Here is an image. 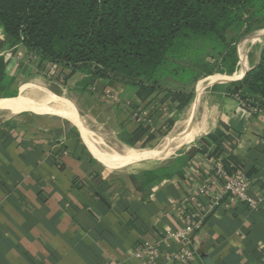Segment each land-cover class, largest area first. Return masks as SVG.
<instances>
[{"label": "crops", "instance_id": "obj_1", "mask_svg": "<svg viewBox=\"0 0 264 264\" xmlns=\"http://www.w3.org/2000/svg\"><path fill=\"white\" fill-rule=\"evenodd\" d=\"M5 58L14 67L3 85L17 97L27 84L18 87L20 77L41 72L35 69L36 58L21 45ZM49 67L62 70L48 64L45 69ZM84 78L76 72L61 88L51 85L53 90H45L64 96L77 114H94L116 136L134 131V115L147 103L158 109L155 117L141 111L150 116L148 135L154 139L175 112L171 103H159L164 90L141 102L125 85L98 80L84 86ZM199 109L192 126L204 132L188 146L182 160L170 164L164 177L104 169L79 130L61 116L0 111V264H148L136 257L139 250L189 226L184 215L207 206L202 196L193 203L182 202L212 175L209 160L213 158L190 151L198 139L214 133L220 122L226 131L218 158L229 172L251 171L250 192L262 196L264 111H247L231 98L223 99L211 112L205 106ZM146 138L136 145L144 144ZM171 244L168 250L162 242L160 246L166 253L180 248L176 241ZM192 250L194 260L187 264H262L264 201L252 211L224 198L196 231Z\"/></svg>", "mask_w": 264, "mask_h": 264}, {"label": "trees", "instance_id": "obj_2", "mask_svg": "<svg viewBox=\"0 0 264 264\" xmlns=\"http://www.w3.org/2000/svg\"><path fill=\"white\" fill-rule=\"evenodd\" d=\"M262 12L264 0H0V92H12L3 85L14 67L5 56L21 45L39 60V66L46 63L67 70L65 81L80 72L85 75L84 86L98 80L117 82L146 102L160 87L158 73L169 69V60L181 59L194 42L220 43L221 65L233 74L237 63L234 44ZM229 30L235 32L230 40ZM260 59L242 80L231 83L235 92L264 99V46ZM164 91L159 103L169 102L175 109L169 130L177 120L175 114L190 105L194 95ZM10 96L15 98L14 93ZM144 110L155 117L158 109L147 103L139 114ZM145 126L136 124L132 133L123 132L118 139L135 146L146 135L144 143H149L154 136L148 135L149 126ZM225 131L220 122L214 133L195 142L190 153L218 158ZM244 172L251 179V171Z\"/></svg>", "mask_w": 264, "mask_h": 264}, {"label": "rangeland", "instance_id": "obj_3", "mask_svg": "<svg viewBox=\"0 0 264 264\" xmlns=\"http://www.w3.org/2000/svg\"><path fill=\"white\" fill-rule=\"evenodd\" d=\"M257 16H258L257 20L253 21L249 25L250 26L249 32L246 34H242L241 39L236 44H234L236 56H237V63L235 65L234 68L235 70L233 74L229 75L227 73L228 67H224L221 65V59L218 54V52L221 50L220 43L210 42V41H198L188 45V48L181 59L176 61L169 60L168 63L166 64L167 66L166 68L169 69H165V72L163 71L161 73H158L159 76H156V78H157V82L160 83L159 86L161 87V89L159 87V89H157V92L162 90H166V91L168 90L173 92L179 91L185 94H191L194 95L193 98V102H194V99L197 96L196 95L197 85L199 82L203 81L202 83L203 90L201 91L200 96L197 97L198 104L196 105L197 112L195 119H198L197 116L200 110L199 107L205 106V109L211 112L212 109L218 106L225 98H231L233 100H236L239 106H241V108L243 109L245 106L249 108V111H257V112L264 111V106H263L264 99L262 96L258 94L251 95V93L246 94L242 90L239 92H235L233 86H231L232 82H237L242 80L246 73L255 69L260 63L261 60L260 58L264 46V12H262L261 14H257ZM226 36L227 39L230 40L235 36V32L229 30ZM35 60H36L35 69L41 72V74L37 73L39 74V76H37L35 75V73H33V75L27 79L26 77L24 78L20 77L21 84H19L18 87H20L21 85L27 82L36 86H40L44 89L50 88L52 90L53 88H51V85H56V88H61V86L64 85L65 83L64 76L68 74L67 70L62 69L60 71L59 70L57 71V69L54 67L53 68L49 67L47 70L45 69L46 63H44L45 65H43V67L40 68L38 64L39 60L37 58ZM243 67H245L246 70L244 76L239 80L221 81V82L219 81L216 83H210L209 81L205 80L215 75L229 77L235 74H239L243 71ZM171 69L173 70L172 74H168L167 72ZM174 73L175 75H173ZM114 84L121 85L120 83L117 82ZM128 89L130 90V88ZM11 93L14 92H10V93L0 92V97H9ZM40 96H41L40 93H37L36 95H34V98L36 97L35 99L38 100V98L40 99L42 97ZM57 97L60 102L66 103V105L71 110L76 112L74 106L69 101H67L64 98H61L64 96L61 97L57 96ZM193 102L190 105H188L180 114L178 115L175 114V116L177 117L176 118L177 123L175 122L169 130L167 127L169 122L168 120L163 130L159 133V135H157V137L153 141H151L150 143L137 144L135 146L122 144L121 141L118 139V136H116V132H111L106 130L105 127L101 125L102 123L98 122L100 119L94 114L80 113L78 116L80 121H82L83 125L87 128V130L92 133L93 135L92 138L95 139L97 142H99L98 147L99 149H101V151L109 155L113 154V152H117L119 154H131L135 151L152 150L163 145L165 137L173 133L177 124L188 115V113L191 110V105L193 104ZM34 112H38V114L40 115L55 116L52 114L41 113L40 111H34ZM1 115L2 113H0V116ZM173 117L174 116H171L170 119H172ZM189 145L182 148L181 149L183 150L182 152L180 150L178 153L171 155L169 158L165 159V161L162 162H155V163L143 162L136 165L119 166L115 168L106 167L104 164H101L100 160L98 159L97 162L99 163V165L100 164L102 165L101 167H103L108 171H112V170H115V172L145 171L148 172V174L150 175L154 173L155 174L160 173V175L164 177L165 174L169 173L168 169L170 164H172L173 162L177 163L178 161L182 160L185 157L184 153L188 150Z\"/></svg>", "mask_w": 264, "mask_h": 264}, {"label": "bare ground", "instance_id": "obj_4", "mask_svg": "<svg viewBox=\"0 0 264 264\" xmlns=\"http://www.w3.org/2000/svg\"><path fill=\"white\" fill-rule=\"evenodd\" d=\"M245 70L246 68L243 67V71L239 74L229 77L215 75L205 80L210 83H216L219 81H235L241 79ZM202 83L203 81L199 82L197 85V97L200 96L201 91L203 90ZM37 93H40L42 96H40L41 98H38V100L35 99L36 97L34 98V95ZM57 98L58 97L49 90H45L44 88L33 84H26L20 87L19 95L17 97L11 99H0V111H7L10 114H18L23 111H40L65 118L79 130V132L83 135L88 149L98 160H100L101 164H104L108 168L136 165L143 162L155 163L165 161V159L169 158L176 151H179L185 146L193 143L200 136V133L202 131L204 132L201 128L192 126V119L197 107L195 103L191 106V110L188 115L177 124L174 132L165 137L164 142L162 141L163 145L152 150L135 151L131 154H119L117 152H113V154L109 155L99 149V142L92 138V133L89 132L83 125L82 121H80L78 116L79 114L65 106L64 103L60 102Z\"/></svg>", "mask_w": 264, "mask_h": 264}, {"label": "built area", "instance_id": "obj_5", "mask_svg": "<svg viewBox=\"0 0 264 264\" xmlns=\"http://www.w3.org/2000/svg\"><path fill=\"white\" fill-rule=\"evenodd\" d=\"M134 122L149 126L148 113L135 114ZM209 164L211 177L206 179L194 193L185 197L182 202L183 205L193 203L197 196H202L207 199V206L187 212L184 218L190 223L189 226L175 233H167L158 244L144 246L136 253V257L145 259L148 264H156L162 260H165L167 264L190 263L195 256L192 244L196 231L203 224L208 212L218 207L224 198L239 201L252 211H256L260 207L261 202L264 201V193L262 196L256 197L251 194L250 181L243 171L240 169H236L234 172L227 171L221 158L210 159ZM172 241H176L180 248L174 252L166 253L165 250L170 249ZM161 242L165 245V250L161 248ZM262 264H264V259Z\"/></svg>", "mask_w": 264, "mask_h": 264}, {"label": "water", "instance_id": "obj_6", "mask_svg": "<svg viewBox=\"0 0 264 264\" xmlns=\"http://www.w3.org/2000/svg\"><path fill=\"white\" fill-rule=\"evenodd\" d=\"M244 76V75H243Z\"/></svg>", "mask_w": 264, "mask_h": 264}]
</instances>
